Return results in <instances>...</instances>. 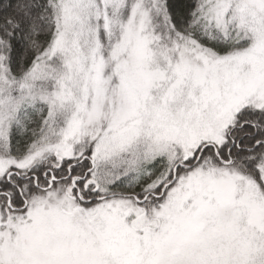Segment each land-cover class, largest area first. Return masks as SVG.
Listing matches in <instances>:
<instances>
[{
    "label": "snow or ice",
    "instance_id": "1",
    "mask_svg": "<svg viewBox=\"0 0 264 264\" xmlns=\"http://www.w3.org/2000/svg\"><path fill=\"white\" fill-rule=\"evenodd\" d=\"M0 264H264V0H0Z\"/></svg>",
    "mask_w": 264,
    "mask_h": 264
}]
</instances>
